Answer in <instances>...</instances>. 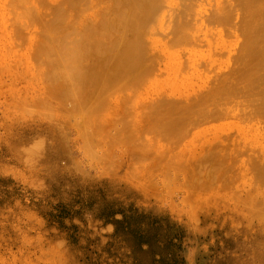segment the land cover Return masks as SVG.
Wrapping results in <instances>:
<instances>
[{
	"label": "rangeland",
	"instance_id": "rangeland-1",
	"mask_svg": "<svg viewBox=\"0 0 264 264\" xmlns=\"http://www.w3.org/2000/svg\"><path fill=\"white\" fill-rule=\"evenodd\" d=\"M163 1L155 72L96 113L55 64L67 1L0 0V264H264V117L242 79L263 18L248 0Z\"/></svg>",
	"mask_w": 264,
	"mask_h": 264
},
{
	"label": "bare ground",
	"instance_id": "bare-ground-1",
	"mask_svg": "<svg viewBox=\"0 0 264 264\" xmlns=\"http://www.w3.org/2000/svg\"><path fill=\"white\" fill-rule=\"evenodd\" d=\"M66 1L67 2L65 5H63L64 3L61 2L64 8L70 5V3H68V1L70 2V0ZM81 1L87 0H74V2L77 3L75 5L73 3L72 4L77 7L76 5H79L78 3H81ZM90 1L92 2L89 3L87 8L84 7V10H80L79 7L76 8L75 11V8L68 9V7H66V11H60V7L58 9L56 19L51 25V30H48V33L50 35L49 40L55 44L53 50L58 53V58L55 60V64L63 65L72 70V74L76 80V83H79V85H76V87L78 89H81V91L85 94L84 97L86 96L88 101H92L88 102L87 99H85L86 102H88V105L86 107L89 106V111H87L88 109H86V107L84 108V111L91 112L95 108L96 112L99 108H97V106H100V104H98L97 102L99 100H103L105 104V100H107L105 98L109 94L111 95L115 89V91H122L123 89L126 90L128 88L134 89L136 86L141 84L142 81H144L148 76H150V72V74L152 75V71H154L152 69H155V67H151L152 69L148 68L150 65H152L150 63L151 60L149 62L150 64L148 63L149 60L147 61L149 66L143 61L145 53H148L146 52L148 51V49H146V46L150 44L149 43L147 45V43L145 42V38L146 35L153 33L151 24L156 20L154 19L155 17H157L156 15L160 13L164 1L89 0L88 2ZM262 1L263 3H261ZM248 3L250 7L248 6L247 8H251L250 16L253 15V19H250L248 16L246 17V15L244 16L248 18V20H252L254 23L256 22V19L263 18L264 21V0H248ZM101 4L102 6L105 5L106 7H97V5L99 6ZM97 8L100 9H98V11H95ZM249 23L247 24V26L249 25ZM251 26L252 24L246 27L244 34L247 39H245L246 43H244L245 46H243L246 51V60L244 67H242V79L246 84V93L250 94V97L255 103L252 104L255 108L256 115L264 117V87L254 90V87L256 85H260V79L262 78L260 77V75H258V73H261L259 71L264 70V24L261 26L257 25L255 27ZM152 48H154V46ZM148 58L150 59V57ZM225 82L226 81H224L223 84L227 83ZM247 84L253 85V88L250 89ZM262 86H264V78ZM63 88L61 87V91ZM223 89L224 93L220 92L221 89L217 91L214 90V93L210 94L209 97L203 98L194 107L190 106L189 110L194 114L195 120H199L204 115V113L206 112L205 107L207 106L208 102L212 100V96H214L213 98H221L225 96L226 89ZM115 93L116 92H114L113 94ZM94 104L97 106H95ZM101 104L103 106V102ZM171 108L169 107V109ZM210 113L218 114L217 111H212ZM86 114L88 116V113ZM171 119H173L172 127L177 124L180 125L183 123V121H185H181L182 118H180V120L178 119V122L176 120V117H171ZM168 120H170V118ZM175 121L177 122V124ZM166 122L169 125L170 121H167L166 119ZM166 122H163V124H165ZM87 126H89V124Z\"/></svg>",
	"mask_w": 264,
	"mask_h": 264
}]
</instances>
